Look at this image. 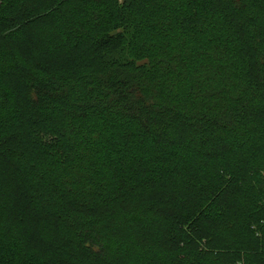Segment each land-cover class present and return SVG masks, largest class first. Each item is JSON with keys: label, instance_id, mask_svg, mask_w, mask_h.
<instances>
[{"label": "trees", "instance_id": "obj_1", "mask_svg": "<svg viewBox=\"0 0 264 264\" xmlns=\"http://www.w3.org/2000/svg\"><path fill=\"white\" fill-rule=\"evenodd\" d=\"M0 159V264H264V0H0Z\"/></svg>", "mask_w": 264, "mask_h": 264}, {"label": "rangeland", "instance_id": "obj_2", "mask_svg": "<svg viewBox=\"0 0 264 264\" xmlns=\"http://www.w3.org/2000/svg\"><path fill=\"white\" fill-rule=\"evenodd\" d=\"M24 105V103H23ZM26 108H27V111L29 110L28 108V104H26ZM8 167V163L5 161V160H1L0 159V175L3 174V177H4V173L6 172V169ZM15 185V183H14ZM18 186V184L16 183V187ZM19 189V188H17Z\"/></svg>", "mask_w": 264, "mask_h": 264}]
</instances>
